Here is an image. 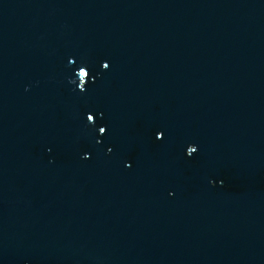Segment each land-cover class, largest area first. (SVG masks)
Wrapping results in <instances>:
<instances>
[{
	"label": "water",
	"instance_id": "1",
	"mask_svg": "<svg viewBox=\"0 0 264 264\" xmlns=\"http://www.w3.org/2000/svg\"><path fill=\"white\" fill-rule=\"evenodd\" d=\"M0 264H264V0H0Z\"/></svg>",
	"mask_w": 264,
	"mask_h": 264
}]
</instances>
